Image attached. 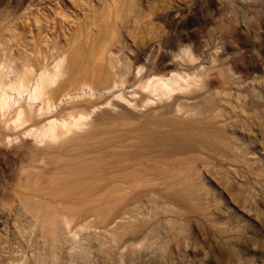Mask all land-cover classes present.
I'll return each mask as SVG.
<instances>
[{"label": "rangeland", "instance_id": "1", "mask_svg": "<svg viewBox=\"0 0 264 264\" xmlns=\"http://www.w3.org/2000/svg\"><path fill=\"white\" fill-rule=\"evenodd\" d=\"M116 1L57 0L59 19L82 30L78 51L105 43L104 63L113 61V92L83 98L87 107L112 100L86 131L40 142L48 117L22 131L0 120V264H264V0ZM0 7L15 43L30 38L31 21L54 17L42 0ZM172 77L184 88L169 97L145 90ZM73 104L68 96L49 117L66 119ZM103 114L126 124L112 131ZM147 122L155 134L141 137ZM94 123L103 149H117L105 164L141 170L150 159V172L90 214L86 202L65 203L50 179L77 153L68 141ZM59 211L69 227L55 220Z\"/></svg>", "mask_w": 264, "mask_h": 264}, {"label": "bare ground", "instance_id": "2", "mask_svg": "<svg viewBox=\"0 0 264 264\" xmlns=\"http://www.w3.org/2000/svg\"><path fill=\"white\" fill-rule=\"evenodd\" d=\"M42 1L48 12L52 13L54 17L46 23L31 21L29 24L30 38L27 40L15 43L16 41L14 42L9 35V32H12L10 22L3 15H0V120L4 119L3 127L6 130L22 131L25 127H34L36 123L40 124L44 116L48 117L44 118L46 123L38 130L36 136L40 142H56L61 136H66L75 131H83L91 122L92 115L101 108V105L112 104V100L105 99L87 107L83 102L84 96L88 94L94 96L97 93L101 95L103 92L110 94L116 88L117 82L112 79L113 61L107 65L104 63V56L107 51L104 48L105 43H102L103 46L101 45L102 47L100 46L98 49H91L90 54L80 53L78 46L81 44L79 37L83 36L82 30L74 21L65 20V18L62 21L59 19L60 14L56 10L60 7L57 0ZM116 2L115 0L114 4ZM16 19L19 20L21 17ZM60 38L65 41L66 47L60 46L58 41ZM99 65L103 66L102 72L95 73L94 70L92 71V66L98 68ZM65 76H68L66 80H62L57 87H53ZM101 86L105 87L100 89ZM183 88L181 79L172 77L166 80L150 81L145 90L151 95L163 98L169 97L175 90ZM68 96L70 99H74L75 104L68 109L67 118L57 120L49 117L57 105L66 101ZM117 97L123 98L121 95H117ZM183 108L184 106L180 104L174 107L177 112L182 111ZM100 119L105 121L107 128L112 129V131L126 124L111 118L107 114L101 115ZM179 121L176 117L170 121L171 126L174 127L173 132L181 129L179 127L182 124ZM92 126V132L87 135L74 136L68 141V143L75 145L77 153L67 160V164L55 170V173L60 174L54 180L50 179L51 184H55L59 190L61 189L60 196L65 203L86 202L93 207L90 214L97 211L95 205L119 196L123 184L150 172V159H146V165L141 170H122L117 163L105 164L106 157L115 158L117 156V149H114L111 154H109V147L104 150L103 146L106 143L99 144L102 139L100 137L102 126L96 123ZM142 129L143 133L141 132ZM147 130L150 133L146 134ZM151 130L152 124L147 122L140 128L139 134L141 137L155 134V131ZM166 135L157 134L159 138H164ZM86 141H90V143L85 144ZM159 162L153 161V164L157 165ZM153 164L151 162V165ZM65 208L69 210L68 205ZM60 217H63V214L59 211L55 220L61 226L69 227L70 222L66 218ZM47 219L48 215L46 214L44 220ZM118 223L119 220L115 219L110 223V226H116ZM88 225L87 220L82 223L84 227Z\"/></svg>", "mask_w": 264, "mask_h": 264}]
</instances>
